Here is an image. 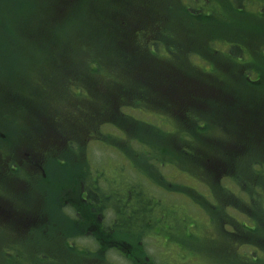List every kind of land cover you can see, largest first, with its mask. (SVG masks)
I'll use <instances>...</instances> for the list:
<instances>
[{"label":"rangeland","instance_id":"rangeland-1","mask_svg":"<svg viewBox=\"0 0 264 264\" xmlns=\"http://www.w3.org/2000/svg\"><path fill=\"white\" fill-rule=\"evenodd\" d=\"M145 2L148 5L146 8L153 12L154 17H166L169 24L168 29L174 35V39L180 40V44L182 43L180 54H172L175 59L170 61V64L180 63L181 57L188 55L189 51H192L190 54L194 56L193 50L188 48L189 43L183 38L187 30L186 27L182 29L184 24L177 12V3L172 2V0H145ZM222 2H219V7L222 10H219L217 18L222 19L221 21L226 19L230 23L228 25L226 21L221 24L223 29L219 32L227 33L226 39L230 35L229 28H235L239 24V30H243L245 27L256 34L259 32V25L251 18L250 15L252 14L248 10L244 11L243 15L240 14L241 12L235 14L237 18L241 19L232 15L229 16V13L225 16L223 10L227 4ZM9 11L16 13L14 19L8 18L7 13ZM19 11L18 8L7 7V4L0 5V125L4 122V127L10 131L9 143L13 144L15 148L23 145L20 143L24 140V145H27L29 139H32L30 146L45 145L47 141L40 143L31 137V134H36V130H39L37 128H41L39 131L41 133H38L37 139L42 141L45 134L43 128L50 130L54 136L58 137V140L54 141L56 145L63 148V153L59 156L64 164L48 158L47 163L52 167L45 168V171L48 170L52 175L53 184L49 185L45 181L41 185L33 186L31 190H28L31 191L29 195H22L19 191L12 189L10 183L7 182V189L13 192L12 195L7 191L10 208L19 212L25 211L28 214L25 218L22 217L24 222L20 226L14 223L3 226L0 223V264H264V244L260 245L261 242L259 241V245L250 242L245 243L241 235L237 236L238 240L231 241L229 238L235 233L236 228L244 231L249 229V223H252L250 222L252 219L249 217L252 218V214H257L259 217L261 216V227L262 225L263 227L260 236L264 241V210L262 209V213L261 210L260 213H257L248 208L258 200L257 197L251 201L250 194L236 195L238 200H242L246 204L247 208L244 207L243 203L240 204L243 210L237 207L232 208V204H229V194L225 193L224 195L222 193L226 190L219 188L220 185L215 181L213 182L210 176L207 175V178H204L202 168L199 170L200 167L195 166H189V170L186 171L179 164H170L163 168V174L158 171L160 169L157 170L149 164L146 166L151 173L149 178L142 172L145 171V160L140 161V159L136 160L133 157L135 152H146L147 146L142 145L141 148L132 146L133 141L127 135L131 133L133 128L130 123H123L122 117L124 115H121L120 110L118 111L117 105L119 104H114L116 113L109 109L104 112L102 118H90L82 110L81 100L96 105V91L93 94L90 91V85H83L84 90L78 94V89H71L66 81H57L53 78L55 72L47 68L51 67V63L48 61L52 58L45 54L47 52L45 46H40L42 42L40 45L37 43V41H41V36L40 38H33V40L28 36L25 41L22 31L23 22L20 20ZM80 19L82 16H77V20ZM27 21L30 23L28 25L30 31L43 28V20L39 16ZM236 22L237 24H235ZM60 29V31L66 30L67 26L64 28L61 26ZM216 41L219 42L214 45L219 47L220 52L226 45L221 40L216 39ZM35 45L39 47L26 55L28 51L26 49L36 47ZM54 46L64 51L73 48V53L76 55L81 51L72 46L70 39L62 38L60 42L56 39H50L48 48ZM24 47L25 49H23ZM194 49L198 50L197 48ZM225 49L227 50V48ZM158 54H161L160 49ZM215 55L224 59L221 52ZM29 62L30 66H28ZM41 63L44 65L41 66ZM117 65L116 63L108 65L107 69L99 73V76H113V73H117ZM220 67L214 66L212 71L218 74L222 70ZM71 75L76 80L80 78L88 81L89 78V72L86 71H73ZM90 84L93 91V82L90 81ZM103 88L108 90L107 87H101V89ZM187 88L188 90L191 89L190 87ZM104 90L99 92L102 93ZM20 91L23 93L34 91L37 97L33 100L20 98L22 95H19L18 99L8 98L12 93ZM138 95L141 96L136 90H131L127 99L139 98ZM158 96H162V93ZM142 98L147 99L151 104L150 99ZM186 99L188 100L187 93ZM150 104L129 105L131 107H127V112L135 115L133 118L139 125L140 123L142 125L144 121L148 125L160 126L164 129H181L180 117L184 114L176 105L153 104L150 106ZM200 105L204 111L201 114L202 117L210 118V115L219 113L204 107L203 104ZM44 108H46L45 115L47 116H50L51 111L55 110L53 118L46 119L39 115L37 109L42 111ZM167 109L175 111V115L166 114ZM178 110L179 112L176 113ZM224 110V108L221 109V111ZM2 114L8 116L2 119ZM56 116L57 120L55 119ZM35 118L41 120L42 123L35 121ZM113 121H116L115 126L109 124V122L114 123ZM213 123L220 125L219 122ZM182 125L186 126V130L195 139L201 137L200 134L197 135V131H199L198 120L191 117L188 112L184 115ZM53 126H55L54 129ZM209 126L210 124L207 123L204 128L199 129H203L202 133H204ZM213 126L210 129H213ZM90 132H93L95 136L90 137ZM147 132L148 130H142L141 134L151 138L152 135L147 134ZM68 134L70 136H67ZM177 140L178 138L174 137L170 139L175 145ZM74 141L77 146L79 145L78 148L70 147L72 145L70 142ZM178 144L182 143L179 142ZM236 158L238 161L242 158L248 160L249 154L243 157L238 155L235 157L237 161ZM139 161L141 163L139 166L142 165L143 167L142 171L137 164ZM153 165L156 163L153 162ZM225 168L227 169L221 174L227 173L229 178H235L238 172L236 165H233L232 169ZM71 169L75 170L76 177L73 178V182L70 180L67 182L64 175L69 174L68 171ZM82 171L83 173H81ZM245 175L246 179L251 177L249 172ZM83 176L84 181L88 179L92 184L98 183L101 187L98 188L99 194H96L99 198L92 197L88 208V211L98 213L97 218L88 217V214L85 213L87 210L79 212L82 213L79 217H69V214L66 213L69 209L65 201L66 194L63 193L64 191L58 192L63 182L67 184L66 188L69 191L78 192L75 185L78 186L80 181L82 182ZM229 178L225 180L226 184L230 185L231 183L233 189L238 192L241 191ZM77 181L79 182L73 185ZM261 181L264 183V178ZM71 186L73 187L71 188ZM4 187H6V183L4 180H0V194L2 195ZM78 187L80 190L82 184ZM262 187L264 189V185ZM133 189L138 195L133 192ZM125 191H131L130 195L133 199L135 195L138 197L137 203L141 207L139 212L141 214L150 211L148 207L152 205V200H148L149 197L153 198L154 196L153 199H161L159 207L156 209V214L161 216L159 217L161 220L157 219L154 224L144 220L142 227L133 226V221L138 223L141 220L138 218H133L132 221L127 219V210L122 207L125 206L123 202L125 203L127 199L131 200V198L126 197ZM103 196H107L106 199H102ZM261 196L264 197V191L261 192ZM234 197V195L231 196V200ZM100 199L101 202L105 200L102 205L107 208H102L98 203ZM115 200H118V203H114ZM122 200L123 202H121ZM80 210L83 209L80 207ZM39 213L40 215H38ZM115 215L120 217L116 219L115 228L109 229L107 225H114ZM99 217H102L101 220L107 223L106 225L104 222V225L108 231H113L112 235L117 239L116 243L119 244V249L113 250L109 247L107 252L97 253L96 250L99 245L91 244L95 242L91 240V236L94 235L90 231L91 236L88 235L90 221L95 219L98 222ZM233 217L240 220L238 221L240 226L236 227L231 223V221L235 222ZM247 219L249 222L245 221ZM128 222L132 223L129 224ZM72 239L78 243H74L75 249L72 248L71 250L68 248V242L73 243ZM84 247L96 252L93 254L78 250V248ZM11 249H16L20 253L16 263L9 259ZM39 251L45 252L46 255L43 259H38ZM76 251L78 254H75ZM249 257L251 258L249 259Z\"/></svg>","mask_w":264,"mask_h":264},{"label":"trees","instance_id":"trees-1","mask_svg":"<svg viewBox=\"0 0 264 264\" xmlns=\"http://www.w3.org/2000/svg\"><path fill=\"white\" fill-rule=\"evenodd\" d=\"M220 1L227 4L223 10L225 16L228 15L227 13L229 16H235L240 12L243 15L244 11L248 10L252 14L251 18L259 25V32L256 34L245 27L239 30V24L235 28H229L230 35L226 39L227 33H219L223 29L221 24L227 21L217 18L219 10H222L219 7ZM172 2L177 3V12L184 24L182 29L186 27L187 30L183 38L189 43L188 48L190 47L189 49L194 52L193 56L190 54L192 51H189L188 55L181 57L180 63L175 64H170V61L175 59L172 54H180L182 43L174 39V35L168 29L169 24L166 17H154L153 12L148 11L145 0H5V3L4 0H0V5L7 4V7L11 9L20 10L18 13L23 22L22 31L25 41L28 36L31 40L41 36V41L37 43L40 45L42 42L40 46H45V51H47L45 54L52 58L48 61L51 67L47 68L55 72L53 77L55 80L66 81L71 89H78V94L84 90L83 85H90V91L93 94L96 91V105L81 100L82 110L90 118H102L104 112L109 109L116 113L114 104H119L117 105L118 111L120 110L121 115H124L123 123H130L133 128L127 135L133 141L132 146L138 148L142 145L147 146L146 152L133 151L136 153L133 155L136 160L146 162V165H143L145 171H142V165L139 166L140 161L137 163L144 174L151 177L146 167L149 164L157 170L160 169L158 171L163 174V168L170 164H179L186 171L189 170V166L200 167L199 170L202 168L204 171L202 173L204 178H207V175L210 176L213 182L220 185L219 188L226 190L222 193L229 194V204H232V208L241 209V203L247 208L246 204L236 197V195L243 196L246 193L250 194L251 201L255 197L258 199L253 206L248 208L257 213L261 210L262 213V209L264 210V197L261 196V192L264 191L262 187L264 183L261 181L264 178V0H172ZM7 14L9 19H14L16 13L9 11ZM35 16L41 17L43 28L30 31L28 26L30 23L27 20ZM77 16H82V19L77 20ZM237 22L240 21L237 20ZM226 24L230 23L227 21ZM61 26L63 28L67 26V29L60 31ZM62 38L70 39L72 46L81 50L80 53L78 55L73 53V48L65 51L55 48L56 44L48 48L50 39L60 42ZM216 39L223 41L226 45L220 51L224 59L215 55L220 53L219 47L214 45L219 42ZM35 46L28 47L26 55L39 47ZM159 49L161 54H158ZM114 63L118 64L117 73H111L113 76L109 77L99 76L101 71ZM42 65L44 63H41ZM214 66H221L222 70L217 74L212 71ZM73 71L89 72L88 81L80 78L74 79L71 75ZM89 80L93 82V91ZM101 87H107L108 90L101 89ZM187 87L191 89L188 90ZM100 90L104 92L100 93ZM131 90H136L142 97L150 99L151 104L139 95V98L127 99ZM161 93L162 96H158ZM19 95H22L20 98L24 97L26 100H33L37 97L34 91L25 93L20 91L12 93L8 98L18 99ZM144 103L150 106L153 104L176 105L184 115L188 112L191 117L198 120L197 135L200 134L201 137L195 139L186 130V126L182 125L184 115L180 117V130L164 129L160 126L148 125L144 121L142 125L140 122V125L137 124L133 118L135 115L128 113L127 107L133 104L142 106ZM200 104L219 113L210 115V118L202 117L201 114L204 111ZM222 108L225 110L221 111ZM37 110L39 115L46 119L53 118L55 114V110L51 111L50 116L45 115L46 108L42 111ZM174 112L167 109L166 114L174 116ZM55 119L57 120V116ZM35 121L42 123L38 118H35ZM113 122L109 124L115 126L116 121ZM213 122H219L220 125ZM207 123L210 126L202 133L203 129L199 128H204ZM212 125H214L213 129H210ZM43 130L45 131L44 136H48L53 142L58 140L53 132L45 128ZM142 130H148L147 134H151V138L141 134ZM89 135L90 137L95 136L93 132ZM172 137L178 138L176 145L170 141ZM179 142L182 144H178ZM70 144H72L70 147H79L75 141ZM129 149L132 151L131 148ZM248 154V160L243 158L239 161L237 158V161L235 160L238 155L243 157ZM58 161L64 164V161ZM153 162L156 165H153ZM233 165H236L238 169L235 178H229L227 173L221 174L227 169L225 167L232 169ZM68 172L69 174L64 176L67 182L69 180L73 182V178L76 177L75 170L71 169ZM247 172L251 174L248 179L245 175ZM228 178L241 191L233 189L231 183L226 184L225 180ZM130 192L125 191L127 198H131ZM133 192L138 195L136 190L133 189ZM94 194L92 190L91 200L92 197L99 198ZM233 195L235 197L232 201L231 196ZM106 197L103 196L102 199ZM137 198L135 195V201L133 198L127 199L125 203L121 201L125 205L122 208L127 210L128 220L132 221L133 218L141 220L138 223L133 221V226L140 228L144 220L154 224L157 219H160L161 216H157L156 209L161 199L156 197L153 199L154 196L149 197L148 200H152V205L148 207L150 211L141 214ZM104 201L101 202L100 199L98 203L103 206ZM114 203H118V200ZM118 217L120 216L115 215L114 220ZM17 218L11 217L10 221L16 224L18 220L23 219L22 217ZM249 219H252L250 221L252 223H249L250 228L246 231L236 228L235 233L230 235V240H238L237 236L241 235L245 243L259 245V241L260 245L264 244L260 236L263 227V225L261 227V216L252 214V218L249 217ZM234 220L235 222L230 220L231 223L236 227L240 226L238 222L240 220L236 218ZM246 221L249 222L248 219ZM74 246L68 245V248L72 250V248L75 249ZM109 246L100 245L96 251L97 253L107 252ZM78 250L93 254L96 252L85 247L78 248ZM77 251L75 254H78ZM44 255H46L44 251H39L37 257L43 259ZM19 256L18 250L11 249L10 261L16 263Z\"/></svg>","mask_w":264,"mask_h":264},{"label":"flooded vegetation","instance_id":"flooded-vegetation-1","mask_svg":"<svg viewBox=\"0 0 264 264\" xmlns=\"http://www.w3.org/2000/svg\"><path fill=\"white\" fill-rule=\"evenodd\" d=\"M2 116V119H4L8 115L2 114ZM6 125L8 124L6 123ZM37 129L39 130H36V134H31V137H34L35 140L39 141L40 143H43V141H47L50 144L53 143V141L50 140L48 136H43L42 141L37 139L38 133H41L39 132L41 128ZM9 133L10 131L8 128L4 127L3 122V124L0 125V180H4L6 183V187L3 188V195L0 194V223L3 226L10 224L11 217H18L17 219L21 217L25 218L28 214L25 211L19 212L18 210H13L10 208L8 204L9 196L7 191H9L12 195L13 192L12 190L7 189V182L10 183L12 189L19 191L22 193V195L31 194V191L28 190H31L33 186L43 184L45 181L49 183V185L53 184L52 175L48 172V170L47 172L45 171V168L52 167V165L47 163V160L48 158L54 161L56 159H60L57 157V155L62 153V151H57L55 147L50 146L47 143H45V145L40 144L39 146H30L32 139H29L27 145H24V140L20 143L23 145H19L15 148L13 144L9 143ZM78 182L79 181L74 182L73 185ZM82 182L80 181V184H78V186L82 184L80 190L79 187L75 185L78 192H72V190L69 191V189L66 188L67 184L63 183L60 186V190L58 192L64 191L63 193H65V197H67L65 201L69 206V209L66 213L67 215L69 214V217L75 218L79 217L80 214L82 215V213L79 212L87 210L85 213L88 214V217L97 218L98 214L88 211V208L91 201V191H94V195H98V188L100 189V186L98 183L91 184L90 180L88 181V179L84 181V176L82 177ZM72 187L73 186H71V188ZM80 207L83 210H80ZM38 215H40V213ZM101 218L102 217H99L98 222H96L95 219H91L90 221L91 224L89 225L90 230H88V235L91 236L90 233L93 234L94 236H91V240L95 242L91 244L119 245L116 243L117 239H115V237L112 235L113 231H108V228H115L114 225L116 224V219L113 221L114 225L109 226L104 220H101ZM104 222L108 228H106ZM20 223H22V221ZM74 243L75 242H69L68 244L74 245Z\"/></svg>","mask_w":264,"mask_h":264}]
</instances>
